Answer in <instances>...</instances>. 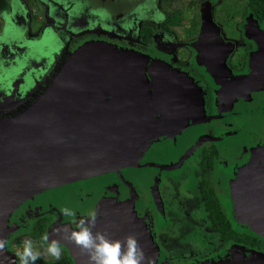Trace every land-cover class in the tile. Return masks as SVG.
Masks as SVG:
<instances>
[{
    "label": "flooded vegetation",
    "instance_id": "obj_1",
    "mask_svg": "<svg viewBox=\"0 0 264 264\" xmlns=\"http://www.w3.org/2000/svg\"><path fill=\"white\" fill-rule=\"evenodd\" d=\"M32 1L38 13L29 14L21 0H7L0 11V119L6 122L0 157L12 161L6 168L15 174L23 162L50 164L83 148L92 155L54 159L59 165L50 174L109 170L18 202L11 224L22 218L37 232L54 213L55 228L71 231L87 211L101 218L105 200L126 201L148 231L155 264H264V235L237 215L232 192L249 161L245 150L263 142L264 15L248 0L243 9H222L213 0L204 7L203 0H58L57 7L55 0ZM183 17H189L185 27ZM204 19L212 24L203 27ZM88 43L110 44L119 54L107 45L108 55L76 52ZM63 72L72 89L69 95L67 87L56 90V109L90 118V110L111 108L124 112L125 121L104 116L86 135L77 120H61L80 138L58 137L44 148L43 111H37ZM224 82L235 91L220 96ZM101 125L114 128L102 132ZM103 136L127 141L120 151L126 158L104 162L95 155ZM61 207L77 217L61 216ZM54 234L61 236L62 256L75 264L67 232Z\"/></svg>",
    "mask_w": 264,
    "mask_h": 264
},
{
    "label": "water",
    "instance_id": "obj_2",
    "mask_svg": "<svg viewBox=\"0 0 264 264\" xmlns=\"http://www.w3.org/2000/svg\"><path fill=\"white\" fill-rule=\"evenodd\" d=\"M205 18V16H204ZM209 19L203 23V27L205 25H208ZM93 45H85L82 46V50L79 52L82 53L83 51L91 50V47ZM95 47V46H93ZM100 47V46H99ZM90 52V51H88ZM91 55L90 57L95 56H101L94 54L92 52L88 53ZM126 77V76H125ZM124 77V78H125ZM64 82V85L68 87H72V85L69 83L70 80L68 79L67 72H63L60 76V78L52 83V85L49 87V91L45 94L44 101L47 104L46 107L42 110L43 111V118L44 122H42V133L43 135V142H44V148L50 149L51 145H54L57 143L58 137H63L65 139L70 138V136L80 138L78 137L81 135V131H69L67 132V126H62L63 124L59 123L61 120L63 121H69L68 123H71L73 120H77L81 124L79 127L86 132V135L88 134L87 129L91 128L93 129V125H91V122L94 120H105V118L112 121H125V118H119V114L124 112H120L118 110H102V111H96V110H90V114L93 116L88 118L85 111H75L72 115V111H64L62 112L61 109L58 110L55 108V104L57 103L56 96L58 95L56 91V87L59 83ZM126 82V81H125ZM120 85V84H119ZM44 103V102H43ZM114 108V106L112 107ZM40 111V113L42 112ZM134 110H130V112H133ZM90 122L88 124H84L82 121ZM86 125V126H85ZM91 125V126H90ZM116 126L115 124H113ZM85 126V127H84ZM5 127H1V132L4 131ZM96 128V127H95ZM98 130L102 132H106L107 130H110L114 127H108L106 125H101L97 127ZM36 139V133L31 134ZM0 148L5 147L3 139L0 138ZM54 161V159H52ZM51 163H47L46 160H44L43 165L40 164H34L31 162H23L22 163V170L20 169L19 172L12 174L7 168L6 165L9 163H12L11 160H6L2 157H0V240L4 241V236L6 235V225H7V219L9 214L11 213V210L15 207L18 202H21L24 199H27L31 196H33L35 193H38L42 190H45L49 187L55 186L57 184H62L65 182H69L72 180H76L82 177H86L93 173L98 172H104L106 170H109V167L103 166L102 168L98 169V171H94L97 169H93L90 172L89 171H83L81 173H69V174H57L52 175L50 173L54 172V169L56 168L58 164L53 165ZM59 162V161H57ZM31 170H33V174H30ZM33 176H37V179L34 181H30ZM256 179L252 180L251 183V193H252V199H257L258 204L261 205V207L256 208L258 214H260L261 217H258L257 215L252 220L253 222L257 223L260 226H264V221L262 220V216H264V213L261 211L264 210V171L258 172L255 175ZM35 178V177H34ZM28 182V184H27ZM27 184V185H26ZM112 200H105L104 203V215H101V218L95 221V227L93 228V232L100 231L103 232L106 236L112 239H120L123 240L128 235H134L139 243H142L144 246L146 245V241L148 240V231L143 226L142 222L136 217L134 214L132 207L131 209H128L126 207V201L122 202H116ZM239 210H243L241 207ZM132 225V226H131ZM138 226V227H137ZM136 229V230H135ZM256 231V230H254ZM257 233H261L264 235V233L256 231ZM147 238V239H145ZM151 244H148V249L146 248L145 256L151 261V264H155L157 260V253L153 254L151 252L152 247ZM72 255L75 258V264H88V261L79 260V253L72 251ZM80 256V255H79ZM4 257L5 253L3 249H0V264H4ZM6 258V257H5Z\"/></svg>",
    "mask_w": 264,
    "mask_h": 264
},
{
    "label": "rangeland",
    "instance_id": "obj_3",
    "mask_svg": "<svg viewBox=\"0 0 264 264\" xmlns=\"http://www.w3.org/2000/svg\"><path fill=\"white\" fill-rule=\"evenodd\" d=\"M57 1L58 0H55L53 7L56 6V4L58 3ZM205 1H209V0H203L202 2H200V7H202V6L204 7L208 3ZM21 2L24 3L25 7L29 11L28 12L29 14H31L32 11H37L36 9L35 10L33 9V7H35V5H33L34 2L32 0H21ZM127 2L128 1H125L124 4H126ZM213 2L215 4V6L222 8V9H232V8L243 9L242 7L246 6L245 0H213ZM136 5L141 6L142 2L139 1ZM6 10L8 11V9H6ZM37 13H38V11H37ZM42 16L44 17V14H42ZM189 17H191V16H189ZM189 17H186V18L183 17V19H182L183 24L182 25L184 27H185V24L187 23V20ZM44 19H45V17H44ZM40 23H41V21L39 22V24ZM112 23L115 26L117 25V22H115V21ZM213 24H216V23L213 22ZM37 30L39 32V29H37ZM114 38L115 37H113L112 39H114ZM88 44L92 45L91 43H88ZM106 45L109 46V49H111L113 51V55L118 53L117 48L115 46L113 49V48H111L110 44H106ZM105 46L104 47H99L98 45H96L95 47L92 46L91 50H88V51H90L94 54H97V55H101V56L106 55V54L108 55L109 52L106 53V47ZM82 48L83 47L81 46L76 52H79L80 50H82ZM88 51H87V53H90ZM223 85L224 86L222 87V90L219 93L220 96L223 93L230 94V93H233L235 91V86H232V85L225 83V82L223 83ZM68 88H69V89H67L68 91H66L67 95H69L71 93L70 90L72 89L71 87H68ZM59 89L66 90V86L64 85V82L63 83L61 82L57 85L56 90L59 91ZM226 100H228V97L226 98ZM46 105L47 104L44 101V103H42V105H40V107L38 108L37 112L40 113V111H42L46 107ZM15 108H17V106L13 107L11 110H15ZM8 111L10 112V110H8ZM9 112H7L5 114V116L8 115ZM37 112L35 111V115L37 114ZM35 115H32V116H35ZM4 125H6V122L0 119V127H3ZM262 134L264 135V132ZM245 141L250 142L251 140H245ZM260 142H262V143L256 144L255 146L252 147V149L245 150V154L248 155L246 158L247 159L249 158V161L244 163L241 166L240 174L237 177V179L235 181V185L232 188L233 195H235V198H236V199H234L235 203L244 210V211L240 210L242 213L238 212L237 205H236L237 215L239 217H241L242 220L245 218L247 220V222H249V225H250L252 231L255 233H257L256 231L264 233V226L262 227V226H260L257 223L252 221L256 215L258 217H261L260 214H258V212L256 211L257 210L256 208H258V210H259L261 205L258 204L257 199L251 200V198H250V193H251L250 187H251L253 177L255 180H257L255 175L258 172L264 171V136H262V138L260 139ZM0 143H1V141H0ZM251 143H253V142H251ZM254 143H256V141H254ZM126 144H127V141H124V140L118 141L117 138L112 140V138H109L107 136H103L99 140V145L97 144L100 151L95 152V155L101 154L102 156H105L104 162H108L110 160H117L119 158L125 159L126 155L124 154V152H123V155H121V152L123 151V148H125ZM249 150L251 152V155L249 153ZM92 152L93 151H89V150L82 148L79 150L77 149V151L73 150L68 155H56V157H54V158L52 157V158L55 160H64V159H73V158L80 159L82 157L92 155ZM44 196L47 197V194H44ZM246 196L249 197L248 201H246ZM244 200L246 201V204H245ZM261 212L264 213V210ZM9 216H10V214H9ZM9 216H8V219H7L8 222H7V225L5 228L6 235L4 236L5 247L3 248V251H4L5 257H6V258L4 257V264H18V258L15 255V249L22 246V241L25 237H31L34 241V244H36V245H40L42 243L40 241V237L43 233H48L50 238L54 237L57 240L61 238V236L54 234L56 231H53V229H56L54 225H55L56 221L58 220V218L56 217V215L54 213H51L50 216L48 215V219H47L48 220L47 223L49 224L48 226L45 225L44 221L39 222L41 228L37 232H35L34 230H31V228H30L31 224L29 222L23 221L22 218L18 221H15V223L11 224L13 221L11 219L9 221ZM262 220L264 221V216H262ZM254 230H256V231H254ZM257 234L263 235L261 233H257ZM145 239H147V238H145ZM62 242H64V241H62ZM69 242L72 246L73 242L71 240H69ZM64 243H66V242H64ZM149 243H151V242H148V240H147L145 243L146 244L145 246L142 243H139V246L141 248H143L144 252H146V248L148 250V244ZM73 244H74V248L72 246V249L74 252L75 251L78 252L82 258L88 257L87 252H83L85 250H83L79 246L75 245V243H73ZM75 246L77 247V250L75 249ZM260 253H261L262 257H264V252H260ZM42 257L44 259L53 260L50 256H47V255L42 254ZM86 261H88V260H86Z\"/></svg>",
    "mask_w": 264,
    "mask_h": 264
},
{
    "label": "clouds",
    "instance_id": "obj_4",
    "mask_svg": "<svg viewBox=\"0 0 264 264\" xmlns=\"http://www.w3.org/2000/svg\"><path fill=\"white\" fill-rule=\"evenodd\" d=\"M59 211L61 216L77 217V212L72 208L61 207ZM96 219V211L90 210L72 221L75 227L71 231L66 226L53 231L67 232L66 238L87 252L88 264H151L134 235L120 240L109 238L100 231L93 232ZM40 241L42 243L36 245L31 237L23 239L22 246L15 249L18 264H35L42 254L54 261L61 259L63 248L59 240L43 233ZM4 247L5 241L0 240V249Z\"/></svg>",
    "mask_w": 264,
    "mask_h": 264
},
{
    "label": "trees",
    "instance_id": "obj_5",
    "mask_svg": "<svg viewBox=\"0 0 264 264\" xmlns=\"http://www.w3.org/2000/svg\"><path fill=\"white\" fill-rule=\"evenodd\" d=\"M252 11L256 14L264 15V0H248ZM7 6V0H0V11ZM35 264H74L69 256H61L59 261L44 259L42 256Z\"/></svg>",
    "mask_w": 264,
    "mask_h": 264
}]
</instances>
